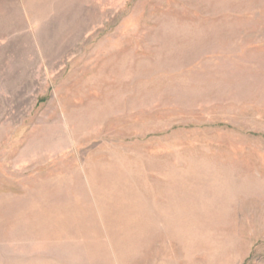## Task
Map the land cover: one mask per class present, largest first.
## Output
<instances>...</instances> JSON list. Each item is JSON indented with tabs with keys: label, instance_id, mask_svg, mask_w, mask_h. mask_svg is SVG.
Here are the masks:
<instances>
[{
	"label": "rangeland",
	"instance_id": "rangeland-1",
	"mask_svg": "<svg viewBox=\"0 0 264 264\" xmlns=\"http://www.w3.org/2000/svg\"><path fill=\"white\" fill-rule=\"evenodd\" d=\"M0 264H264V0H0Z\"/></svg>",
	"mask_w": 264,
	"mask_h": 264
}]
</instances>
